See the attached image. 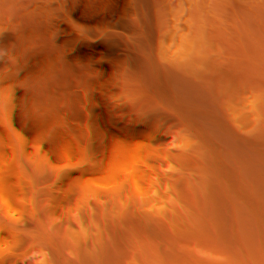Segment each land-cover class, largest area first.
<instances>
[{"label": "trees", "instance_id": "trees-1", "mask_svg": "<svg viewBox=\"0 0 264 264\" xmlns=\"http://www.w3.org/2000/svg\"><path fill=\"white\" fill-rule=\"evenodd\" d=\"M185 1L0 0V264H114L148 226L127 159L173 71L150 43Z\"/></svg>", "mask_w": 264, "mask_h": 264}, {"label": "water", "instance_id": "water-1", "mask_svg": "<svg viewBox=\"0 0 264 264\" xmlns=\"http://www.w3.org/2000/svg\"><path fill=\"white\" fill-rule=\"evenodd\" d=\"M178 10L177 38L150 43L173 68L152 142L127 159L148 226L114 264H264V0Z\"/></svg>", "mask_w": 264, "mask_h": 264}]
</instances>
